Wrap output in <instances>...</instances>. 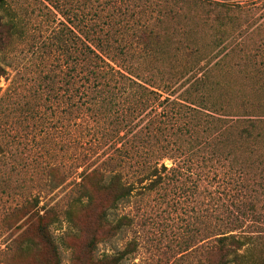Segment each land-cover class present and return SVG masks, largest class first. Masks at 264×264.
I'll use <instances>...</instances> for the list:
<instances>
[{"label":"trees","instance_id":"trees-1","mask_svg":"<svg viewBox=\"0 0 264 264\" xmlns=\"http://www.w3.org/2000/svg\"><path fill=\"white\" fill-rule=\"evenodd\" d=\"M28 1L52 90L64 89L71 104L79 95L85 106L89 139L80 145L108 137L112 148L93 168L88 152L70 163L68 170L84 169L69 204L91 205L93 179L109 196L100 218L120 231L132 223L127 215L110 220L120 201L169 184L205 187L215 200L190 209L200 225H186L193 252L172 264L191 255L196 264H246L249 251L264 248V209L255 198L264 187V0ZM12 3L0 0V46L12 31L27 34L30 11ZM6 74L0 64V78ZM60 166L49 168L56 182L71 173ZM34 198L37 232L57 253V206L41 212ZM134 248L131 241L99 263L118 264Z\"/></svg>","mask_w":264,"mask_h":264},{"label":"rangeland","instance_id":"rangeland-1","mask_svg":"<svg viewBox=\"0 0 264 264\" xmlns=\"http://www.w3.org/2000/svg\"><path fill=\"white\" fill-rule=\"evenodd\" d=\"M11 1L19 10L28 7L30 18L24 23L25 36L12 31L0 46V64L7 70L0 78V264H100L131 241L135 248L118 264H172L183 253L193 252L189 244L185 246L186 225H200L190 209L215 200L205 187L177 191L169 184L120 201L110 211V220L114 222L123 215L132 219L120 231L100 218L101 206L109 196L93 179L87 184L91 205L82 208L69 204L84 169L68 170L70 163H77V156L88 152L86 163L93 168L95 162L112 152L110 139L102 138L92 148L80 145V141L89 139L81 117L85 106L79 95L71 104L64 89L52 90L46 77L50 73L48 50L37 37L40 20L28 0ZM97 135L101 136L100 132ZM165 163L172 164L168 159ZM58 164L71 171L63 182L49 175V168ZM256 194V202L264 209L262 185ZM34 197L39 198L41 212L57 206L51 224L57 253L37 232ZM247 257L246 264H262L264 248L249 251ZM187 259L184 264H190L189 260L196 264L192 255Z\"/></svg>","mask_w":264,"mask_h":264}]
</instances>
